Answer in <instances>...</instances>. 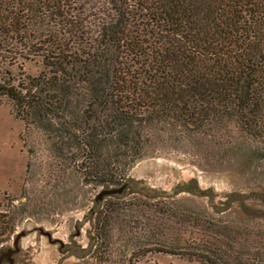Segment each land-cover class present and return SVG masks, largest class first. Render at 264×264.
<instances>
[{
    "label": "trees",
    "instance_id": "16d2710c",
    "mask_svg": "<svg viewBox=\"0 0 264 264\" xmlns=\"http://www.w3.org/2000/svg\"><path fill=\"white\" fill-rule=\"evenodd\" d=\"M24 62L40 70L0 69V104L78 192L119 188L141 158L185 143L241 139L264 162V0H0V63ZM151 191L95 199L92 248L120 222L126 243H149L133 255L264 264V244ZM24 209L0 212V250Z\"/></svg>",
    "mask_w": 264,
    "mask_h": 264
},
{
    "label": "rangeland",
    "instance_id": "374dc122",
    "mask_svg": "<svg viewBox=\"0 0 264 264\" xmlns=\"http://www.w3.org/2000/svg\"><path fill=\"white\" fill-rule=\"evenodd\" d=\"M0 69L17 76L22 71L35 75L40 67L31 62L20 69L0 63ZM11 109L4 99L0 104V212L18 211L23 204L27 209L17 214L12 236L1 250H15L14 243L20 249L9 263L1 264H200L162 253L133 255L149 243H126L117 230L120 222L103 247L92 248L91 209L101 189L78 192L74 182L65 185L39 136L31 143L35 152L27 151L21 140L23 123ZM243 143L248 144L238 139L234 145L239 147L228 149L214 141L199 146L185 143L178 150L160 148L136 162L121 194L157 190L179 205L227 222L241 246L264 244V162L250 159L249 149L240 146ZM107 245L111 255L105 259L100 251H106Z\"/></svg>",
    "mask_w": 264,
    "mask_h": 264
},
{
    "label": "water",
    "instance_id": "95a60500",
    "mask_svg": "<svg viewBox=\"0 0 264 264\" xmlns=\"http://www.w3.org/2000/svg\"><path fill=\"white\" fill-rule=\"evenodd\" d=\"M123 190V186L119 187V188H103L101 189L97 195H96V199H101L104 196H108V195H120L121 191ZM13 246L15 247V250H13V248L11 249H6L3 252H0V264L3 263L5 260L4 258L8 259L10 261V256L14 253H16V251L18 250L17 248V244L14 243Z\"/></svg>",
    "mask_w": 264,
    "mask_h": 264
},
{
    "label": "flooded vegetation",
    "instance_id": "af4514ba",
    "mask_svg": "<svg viewBox=\"0 0 264 264\" xmlns=\"http://www.w3.org/2000/svg\"><path fill=\"white\" fill-rule=\"evenodd\" d=\"M17 248H18V250L20 249V246H19V244H17ZM17 253V252H16Z\"/></svg>",
    "mask_w": 264,
    "mask_h": 264
}]
</instances>
